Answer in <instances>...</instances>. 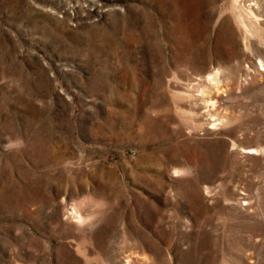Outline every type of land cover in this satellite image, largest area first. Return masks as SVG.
<instances>
[{
  "label": "rangeland",
  "instance_id": "374dc122",
  "mask_svg": "<svg viewBox=\"0 0 264 264\" xmlns=\"http://www.w3.org/2000/svg\"><path fill=\"white\" fill-rule=\"evenodd\" d=\"M0 264H264V0H0Z\"/></svg>",
  "mask_w": 264,
  "mask_h": 264
}]
</instances>
